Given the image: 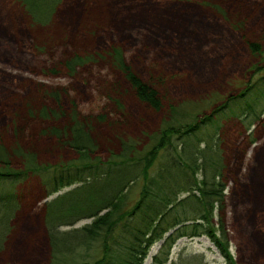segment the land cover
<instances>
[{"label": "rangeland", "instance_id": "rangeland-1", "mask_svg": "<svg viewBox=\"0 0 264 264\" xmlns=\"http://www.w3.org/2000/svg\"><path fill=\"white\" fill-rule=\"evenodd\" d=\"M122 1L126 4L120 5ZM150 2L64 0L53 26L33 31L28 29L15 0H0V143L7 149L16 144L26 148L24 139H31L28 142L43 162L73 159L68 148L55 146L54 137L40 134L47 123L31 121L25 115L27 104L35 109L53 106L37 98L41 87L60 91L62 106L75 105L82 115L104 114L109 122L118 123L117 130L126 136L157 128L161 115L139 103L131 93H124L128 89L121 76L104 62L85 67L75 78L59 69L58 63L73 50L119 48L126 63L142 79H161V96L175 104L206 96L221 104L229 95L238 94L249 80L248 66L252 62L245 38H261L259 34H264V0H162L158 12L150 10ZM129 3L138 5L139 11L148 10V14L126 10ZM231 22L240 27L232 28ZM115 24L122 26L117 28ZM251 26L255 35L249 33ZM261 75L255 76L253 82ZM111 83L122 92L121 96H112L121 103L119 112L107 99L105 90ZM239 105L242 103H230L224 113L215 114L188 140H203L197 148L203 150L206 161L213 158L215 151L223 158L227 185L223 216L232 257L237 264H264V115L247 127L242 115L235 116L239 115ZM211 109L207 108V113ZM105 124L97 128L102 139L101 157L117 146L113 135L116 128ZM212 135L211 152L205 139ZM190 150L191 146L186 148V152ZM197 156L201 162L198 151ZM196 176L202 178L203 172ZM51 180L49 174H37L18 185L24 200L0 253V264H48L44 206L78 185L46 197ZM138 191L139 185L129 190L131 203ZM91 222L92 219H83L63 230ZM161 243L162 240L149 249L144 264H150ZM182 253L202 254L209 264H224L206 237L178 240L167 264Z\"/></svg>", "mask_w": 264, "mask_h": 264}, {"label": "trees", "instance_id": "trees-1", "mask_svg": "<svg viewBox=\"0 0 264 264\" xmlns=\"http://www.w3.org/2000/svg\"><path fill=\"white\" fill-rule=\"evenodd\" d=\"M15 1L28 29L39 31L53 26L64 0ZM150 1L151 11L161 10L162 0ZM126 10L136 13L139 8L129 3ZM137 13L145 16L148 10ZM230 25L234 29L240 27L233 22ZM254 31L251 26L249 33ZM259 35L262 37L247 36L244 42L252 58L248 66L249 80L238 94L229 95L221 104L213 103L209 96L176 104L163 98L160 94L162 80L142 79L117 47L107 46L98 52L73 50L58 63V68L67 76L75 78L85 67L104 62L121 76L128 89L124 93H131L139 103L161 115L159 125L153 131L143 130L136 136H126L117 130L119 124L109 122L104 114L82 115L75 105L62 106L60 91L38 88L37 98L53 106L35 109L27 104L25 115L31 121L40 119L47 123L40 134L54 137L55 146H65L74 157L47 163L39 159L35 147L29 143L31 139H24L26 148L16 144L7 149L0 143V253L5 249L24 200L18 185L32 175L49 174L51 188L46 191V197L78 185L44 206L42 221L48 264H144L149 249L161 240L150 264H167L178 240L200 237L210 240L224 264H237L230 253L223 216L227 187L223 158L217 151L212 152L209 145L214 135L205 139L206 148L211 149L213 155L207 161L202 156L203 150L197 148L203 140L190 142L188 136L211 121L215 114L224 113L234 102L242 103L238 106L239 115L235 116L242 115L247 127L262 119L264 34ZM260 74L254 83L253 79ZM109 85L105 90L107 99L119 112L121 103L112 96H121L122 92L117 84ZM105 123H108L107 128H116L113 135L117 146L101 157L99 141L102 143V139L97 128ZM189 146L191 150L186 152ZM199 171L203 176L198 179ZM136 185H139L138 195L131 203L129 190ZM83 219H92V222L63 230ZM170 264L209 263L202 254L182 253Z\"/></svg>", "mask_w": 264, "mask_h": 264}]
</instances>
